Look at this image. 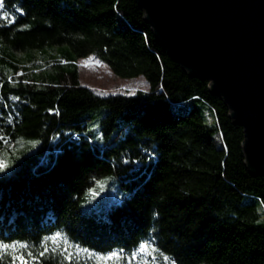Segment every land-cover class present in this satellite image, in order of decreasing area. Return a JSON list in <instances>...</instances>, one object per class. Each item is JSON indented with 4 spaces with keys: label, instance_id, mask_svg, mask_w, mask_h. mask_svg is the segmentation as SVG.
Masks as SVG:
<instances>
[{
    "label": "trees",
    "instance_id": "16d2710c",
    "mask_svg": "<svg viewBox=\"0 0 264 264\" xmlns=\"http://www.w3.org/2000/svg\"><path fill=\"white\" fill-rule=\"evenodd\" d=\"M0 3V155L40 140L0 169V264H107L110 253L129 264L145 243L162 264H264V175L247 167L244 129L162 47L136 0ZM91 55L149 89L96 93L77 65ZM91 113L103 114L101 143ZM106 176L115 195L101 185L86 212Z\"/></svg>",
    "mask_w": 264,
    "mask_h": 264
},
{
    "label": "water",
    "instance_id": "95a60500",
    "mask_svg": "<svg viewBox=\"0 0 264 264\" xmlns=\"http://www.w3.org/2000/svg\"><path fill=\"white\" fill-rule=\"evenodd\" d=\"M136 1L173 60L227 104L247 167L264 175V0Z\"/></svg>",
    "mask_w": 264,
    "mask_h": 264
},
{
    "label": "rangeland",
    "instance_id": "374dc122",
    "mask_svg": "<svg viewBox=\"0 0 264 264\" xmlns=\"http://www.w3.org/2000/svg\"><path fill=\"white\" fill-rule=\"evenodd\" d=\"M42 53L37 51L35 56H40ZM29 56V55H28ZM56 55L50 57L40 58L42 61L55 58ZM78 72L80 76V81L86 86L92 88L96 93L100 95L109 94H135L139 90H148L150 87L149 82L143 76L124 78L115 74L112 69L103 61L97 59L95 56L91 55L88 57L79 58L77 60ZM103 114L97 116L96 113H91L89 130L92 134V139L94 142L101 143L102 132H101V118ZM40 140L36 138H24L19 137L13 143H3V154L0 155V163L5 164L6 161H13L14 159H20L25 154H28L36 149L39 145ZM103 186L107 194H114L117 191L119 183L112 176H106L98 180L97 184L92 188V195L89 194L86 197L83 208L86 212H91L94 200V191L98 187ZM96 192V191H95ZM95 210V209H94ZM65 241V240H64ZM146 247L141 251V247L133 251L126 261L129 264H162L160 258L155 254L151 247V243L143 244ZM114 253L102 256L104 262L110 264L114 259H105L106 257L112 256ZM117 254V257L120 253Z\"/></svg>",
    "mask_w": 264,
    "mask_h": 264
},
{
    "label": "snow or ice",
    "instance_id": "6c2138e0",
    "mask_svg": "<svg viewBox=\"0 0 264 264\" xmlns=\"http://www.w3.org/2000/svg\"><path fill=\"white\" fill-rule=\"evenodd\" d=\"M2 6H3L2 3H0V7H2ZM5 18H7V17H5ZM5 166H6L5 164L0 163V169L4 168ZM4 247H9V246H6L5 245ZM11 247H16V246L15 245H12ZM21 247H25V246L21 245ZM145 247H146L145 245H142L141 246V251H143ZM45 251H47V249H45ZM40 255L43 256L44 255V252H41ZM29 256H30V254H29ZM114 258H118L117 257V254H115V253L112 254V256L106 257L105 259H109L110 260V259H114ZM17 262H19V264H29V261L28 260H25L23 256H16V257H14L13 264H17Z\"/></svg>",
    "mask_w": 264,
    "mask_h": 264
}]
</instances>
